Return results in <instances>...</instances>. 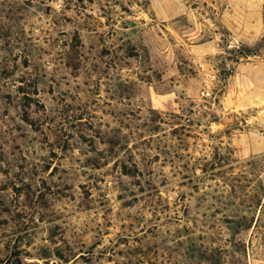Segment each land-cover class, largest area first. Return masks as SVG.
Masks as SVG:
<instances>
[{
  "label": "rangeland",
  "instance_id": "1",
  "mask_svg": "<svg viewBox=\"0 0 264 264\" xmlns=\"http://www.w3.org/2000/svg\"><path fill=\"white\" fill-rule=\"evenodd\" d=\"M0 264H264V0H0Z\"/></svg>",
  "mask_w": 264,
  "mask_h": 264
},
{
  "label": "trees",
  "instance_id": "2",
  "mask_svg": "<svg viewBox=\"0 0 264 264\" xmlns=\"http://www.w3.org/2000/svg\"><path fill=\"white\" fill-rule=\"evenodd\" d=\"M238 52L240 53V56H243V57H248L252 54V51H248L245 49H239Z\"/></svg>",
  "mask_w": 264,
  "mask_h": 264
}]
</instances>
